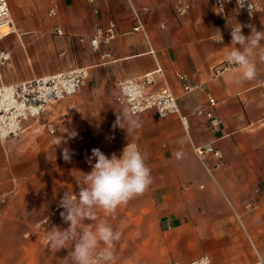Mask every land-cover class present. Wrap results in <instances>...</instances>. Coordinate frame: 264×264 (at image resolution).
Masks as SVG:
<instances>
[{"label":"crops","instance_id":"crops-1","mask_svg":"<svg viewBox=\"0 0 264 264\" xmlns=\"http://www.w3.org/2000/svg\"><path fill=\"white\" fill-rule=\"evenodd\" d=\"M258 3L251 26L260 31L264 0ZM8 4L14 32L0 37V49L10 53L1 69L5 83L78 66L88 67L89 78L76 93L25 121L18 141H0V192L6 197L0 203V264H68L64 259L70 249L55 253L48 249L49 228L68 227L52 211L65 192L79 191L75 177L91 171L88 158L93 149L119 156L129 142L146 154L151 185L114 215L105 216L98 208V219L85 221L94 229L104 220L122 232L117 264L186 263L202 255L212 264H261L264 62L255 57L258 78L244 82H238V70L226 62L230 23H239L238 9L229 5L220 17L210 0H8ZM182 5L187 9L178 13ZM142 6L149 8L147 37L131 30V9ZM109 20L115 21L118 34L103 50L110 52L106 59L91 50L89 38ZM219 32L223 43L213 42ZM250 32L243 30L245 36ZM158 66L162 72L155 75L156 86L169 87L187 116L188 128L177 115L160 118L153 110L135 114L141 126L129 134L114 127L117 113L127 108L117 103L118 82ZM180 73L188 83L203 87L185 91ZM208 94L216 99L214 113L221 118L215 132L194 112L207 104ZM60 136L65 142L56 146ZM205 144L220 150V161L210 152L194 151ZM64 148L70 153L68 161ZM164 221L168 228L162 226Z\"/></svg>","mask_w":264,"mask_h":264},{"label":"clouds","instance_id":"clouds-1","mask_svg":"<svg viewBox=\"0 0 264 264\" xmlns=\"http://www.w3.org/2000/svg\"><path fill=\"white\" fill-rule=\"evenodd\" d=\"M246 0H237L238 6H243ZM250 13L254 6L247 0ZM222 8V7H221ZM223 11V8H222ZM243 27L238 22L230 23L231 46L226 54L227 64L238 70L239 81H254L258 78V67L255 57L264 62V30L251 29L248 36L243 33ZM223 43L219 32L213 40ZM238 45V46H237ZM130 108L117 113L114 127L133 132L141 125ZM75 137L76 133H69ZM65 141L59 137L56 146ZM63 158L70 160L67 148L63 150ZM93 161H95L93 163ZM90 172H80L75 177L79 191L65 192L60 199V213L67 228L52 226L48 230V249L55 253L60 249H70L64 259L68 264H117L116 247L122 238V232L109 223L100 220L93 229L91 223L98 219L96 209H102L105 216L114 215L117 208L125 206L136 196L142 195L152 183L151 169L146 164V154L142 153L136 143L129 142L117 156H110L100 149L92 150L88 158Z\"/></svg>","mask_w":264,"mask_h":264},{"label":"built area","instance_id":"built-area-1","mask_svg":"<svg viewBox=\"0 0 264 264\" xmlns=\"http://www.w3.org/2000/svg\"><path fill=\"white\" fill-rule=\"evenodd\" d=\"M91 1V0H90ZM212 7L220 17L226 15L227 7L233 5L240 13L239 23L245 25L242 30L248 29L251 20L260 6L258 0H249L254 6V11L250 13L247 0L243 6H238L237 0H210ZM223 11H222V8ZM187 6L178 7V13H183ZM149 8L142 6L140 8L132 7L131 18L133 25L131 30L141 32L147 37L145 15ZM54 10H50L53 14ZM14 32V24L11 19L8 0H0V37ZM55 32L60 34L61 30L55 28ZM118 34L115 21L109 20L105 26H97L89 38L90 48L93 52H100L102 58L108 59L110 52L107 48L112 39ZM80 40H83L81 38ZM149 52L155 54V50L149 47ZM10 60V53L6 49H0V141L4 144H12L18 141L23 132L24 122L30 118H37L45 111L46 107L55 101L61 100L67 96L73 95L82 88L89 78V69L86 66L73 67L65 71H60L51 75L35 77L15 83H5L2 80L1 69L5 67ZM218 69H216V72ZM161 68L158 66L154 71L144 75L131 76L118 82L119 91L116 97L119 105L130 108L134 114H139L148 110H153L158 117L163 118L170 114L179 117L183 126L188 128V119L180 110L176 97L167 85L156 86V76L161 74ZM179 78L182 82V88L185 91L203 85L188 83L186 75L180 73ZM216 99L208 94V102L205 106L197 108L196 115L204 117L209 131L215 132L221 118L214 113ZM49 131H54V126H49ZM197 154L205 152L212 153L220 161L221 152L211 144L199 145L194 147ZM220 165L218 162L217 166ZM5 195L0 192V203L5 202ZM247 206H250L247 204ZM63 209L58 205L53 211V216H61ZM164 228H168V222L162 223ZM171 264H212L209 256L202 255L186 263ZM264 264V260L261 261Z\"/></svg>","mask_w":264,"mask_h":264},{"label":"rangeland","instance_id":"rangeland-1","mask_svg":"<svg viewBox=\"0 0 264 264\" xmlns=\"http://www.w3.org/2000/svg\"><path fill=\"white\" fill-rule=\"evenodd\" d=\"M13 33V32H12ZM11 34V33H10ZM9 35V34H8ZM25 124V123H24Z\"/></svg>","mask_w":264,"mask_h":264}]
</instances>
